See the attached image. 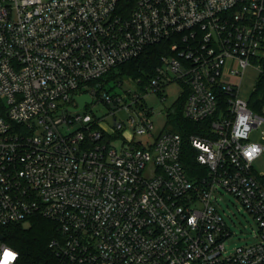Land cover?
Returning <instances> with one entry per match:
<instances>
[{"label": "built area", "instance_id": "2783aa9c", "mask_svg": "<svg viewBox=\"0 0 264 264\" xmlns=\"http://www.w3.org/2000/svg\"><path fill=\"white\" fill-rule=\"evenodd\" d=\"M151 46L165 52L142 91L92 87ZM253 61L264 75V0H0V227L55 222L59 264H264V174L254 169L264 147L250 141L261 128L264 138V107L240 98ZM174 83L187 93L184 117L211 123L190 138L205 170L197 180L180 134L153 138L144 102L164 101ZM85 94L114 128L68 111ZM252 145L260 151L246 156ZM221 190L259 229L258 243L232 254L214 204ZM18 259L0 239V264Z\"/></svg>", "mask_w": 264, "mask_h": 264}, {"label": "trees", "instance_id": "16d2710c", "mask_svg": "<svg viewBox=\"0 0 264 264\" xmlns=\"http://www.w3.org/2000/svg\"><path fill=\"white\" fill-rule=\"evenodd\" d=\"M164 52L163 46H151L137 58L113 69L99 82L122 83L123 79L128 78L139 81L141 89H144L155 76ZM262 69L264 71V61ZM117 70L118 73H115ZM186 100L187 93H183L169 111L168 121L170 130L183 138L182 162L186 172L192 180H197L205 170L197 162V151L191 145L190 138L209 132L211 123H193L187 120L183 115ZM249 105L254 112H260L264 107V75L260 77ZM0 232L4 235L5 242L18 252L17 264H59L54 249L50 247L52 241L60 237L55 222L35 215L22 223L0 227Z\"/></svg>", "mask_w": 264, "mask_h": 264}, {"label": "rangeland", "instance_id": "374dc122", "mask_svg": "<svg viewBox=\"0 0 264 264\" xmlns=\"http://www.w3.org/2000/svg\"><path fill=\"white\" fill-rule=\"evenodd\" d=\"M161 61L159 67H161ZM254 67H249L242 79L241 89H240V98L244 101H251L254 92L260 81L261 72L255 68H258L260 61H253ZM118 73V70L115 72ZM231 81L238 82V79L231 78ZM103 86L105 92L111 94H122L125 89L135 88L140 91V83L132 79L125 78L122 80V86H119L117 82H97L93 83L92 87L99 90V87ZM182 85L179 83H174L173 85L164 89L163 95L166 96V99L162 101L157 95H150L145 98V103L154 111L152 120L154 122V131L153 138L167 129H170L168 117H166V112L171 110L176 103L180 100L183 95ZM81 115H88L92 117V120L99 119L104 123V126L107 128H114V116L110 115V110L103 103H99L97 99L95 100L94 105L88 106L87 108L80 111ZM119 121H125L127 118V113L122 112L117 115ZM79 127L77 126L76 129ZM166 129V130H167ZM262 128L254 131L250 136L251 142H256L261 144L264 147V138L261 134ZM138 140H144L145 137H139ZM123 138L121 133L119 138L112 137L111 145L116 148L118 151L122 149ZM147 143V142H146ZM254 169L257 173L264 174V153L260 155L258 159L254 162ZM216 201L214 202L217 211L223 217L227 227L231 231V237L226 242V250L228 254H232L237 247L253 245L260 241L256 236L258 233V224L255 219L245 210L243 205L231 194L226 193L225 191H220L215 195Z\"/></svg>", "mask_w": 264, "mask_h": 264}, {"label": "water", "instance_id": "95a60500", "mask_svg": "<svg viewBox=\"0 0 264 264\" xmlns=\"http://www.w3.org/2000/svg\"><path fill=\"white\" fill-rule=\"evenodd\" d=\"M74 104L73 106L68 108V111L71 113L80 112L81 110L85 109L87 105H91L93 102V98L89 94L85 95H76L73 97ZM60 115V113L58 114ZM0 239H4V235L0 233Z\"/></svg>", "mask_w": 264, "mask_h": 264}, {"label": "clouds", "instance_id": "9594fccd", "mask_svg": "<svg viewBox=\"0 0 264 264\" xmlns=\"http://www.w3.org/2000/svg\"><path fill=\"white\" fill-rule=\"evenodd\" d=\"M259 151H260L259 148H257L255 145H252V146H250L249 150L245 152V155L249 156L250 154H255Z\"/></svg>", "mask_w": 264, "mask_h": 264}]
</instances>
